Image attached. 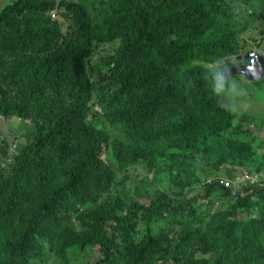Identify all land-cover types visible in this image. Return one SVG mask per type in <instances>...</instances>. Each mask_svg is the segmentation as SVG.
<instances>
[{"label": "trees", "instance_id": "trees-1", "mask_svg": "<svg viewBox=\"0 0 264 264\" xmlns=\"http://www.w3.org/2000/svg\"><path fill=\"white\" fill-rule=\"evenodd\" d=\"M254 5H0V117L29 123L15 154L0 145V264L264 263V148L231 106L230 79L245 77L221 74L254 51L239 36ZM135 167L142 181L121 187Z\"/></svg>", "mask_w": 264, "mask_h": 264}, {"label": "rangeland", "instance_id": "rangeland-1", "mask_svg": "<svg viewBox=\"0 0 264 264\" xmlns=\"http://www.w3.org/2000/svg\"><path fill=\"white\" fill-rule=\"evenodd\" d=\"M4 1L7 0H0V5ZM239 4H242L241 1L239 2ZM258 4L259 3L255 0V5L253 6V9L255 10L254 15L251 16L245 14L244 17L247 21L248 28L245 33L239 34V36L247 41L249 48L264 54V44H259L260 41L264 40V7L263 10H259L257 12L256 5ZM55 17L56 15L53 14L52 18L55 19ZM112 49L113 48L111 46L100 47V49L96 52V55L92 62H94L93 64L95 67H98V71L102 66L103 61L101 60H105L107 58L106 51H110ZM104 68L106 69V67ZM230 81V100L231 106L233 107L234 116L236 117V119H239V117H245L246 121L242 128V133L247 136L253 134L256 138V145L264 148V76L258 80H245L242 77H232ZM28 129V122H23L20 119H13V117L12 119L7 120L4 119V117H0V145L1 141L5 139L8 145L7 147H10V152L13 154L14 151H18L19 145L23 142L24 135L27 133ZM111 130L115 136H123L120 134V131L118 129L111 128ZM16 146H18V149H15ZM7 159L9 158H4L2 160L5 161ZM159 162L160 160L158 161V163ZM6 164H9V162ZM6 164H2V166L0 165V167L3 168V166H5ZM229 167L231 168L230 164ZM137 168L138 167H135L124 171L122 174H118V183L121 187L123 186L124 180L128 177H130L131 179L137 178L142 181L145 173L141 171V168ZM241 173L245 176V173L242 170V172L240 171L239 173H237V175H235L236 178H239ZM152 176V174L149 175V178H152ZM133 180L134 179H132V182ZM103 195L104 197L107 196V194ZM104 197H101L98 203H103L105 201ZM140 201L145 204H149V201L147 199H142ZM213 201L215 203L213 211H215V209L219 207L220 204L215 200ZM98 253V248L93 249V261L98 257Z\"/></svg>", "mask_w": 264, "mask_h": 264}, {"label": "water", "instance_id": "water-1", "mask_svg": "<svg viewBox=\"0 0 264 264\" xmlns=\"http://www.w3.org/2000/svg\"><path fill=\"white\" fill-rule=\"evenodd\" d=\"M246 57H250V63L235 65L224 69L221 74L228 75H244L249 80H258L264 76V55L248 53ZM237 59H242L239 56Z\"/></svg>", "mask_w": 264, "mask_h": 264}, {"label": "clouds", "instance_id": "clouds-1", "mask_svg": "<svg viewBox=\"0 0 264 264\" xmlns=\"http://www.w3.org/2000/svg\"><path fill=\"white\" fill-rule=\"evenodd\" d=\"M248 53H255V54H260V55H264L263 53H260V52H258V51H248V52H246L245 54H240V55H238L237 57H236V61H238V63H236V64H234V65H232V66H235V65H240V64H244V63H250V62H243V60L244 59H250V57H246V55L248 54ZM239 56H242V59H237ZM251 61V60H250ZM232 66H230V67H232ZM227 68H229V67H227ZM226 69V68H225ZM234 75V74H233ZM228 76H230V75H228ZM239 76V75H238ZM244 76V75H243ZM245 77V76H244ZM246 80H249V79H247V78H245ZM94 109L95 110H98V111H100V107H97V106H95L94 107ZM13 119H16V117H13ZM15 149H18V146H16V148ZM14 154L16 153V151H14L13 152ZM241 172H242V170H241ZM243 172L245 173V176H244V174H240V176H239V180L241 181V182H243V183H245L246 181H249V182H251V183H260V179H261V176L259 177V175L258 174H250V173H248V171H246V170H243ZM220 177V176H219ZM215 177H212V178H210V180L212 181L213 179H214ZM218 179H221V178H218ZM221 183H223L226 187H232V188H234V186H235V184H232V182H230V181H223V180H221ZM100 204V203H99ZM263 211H264V209H263ZM261 212V213H259V215H262V214H264V212ZM117 225V222H113V221H111L109 224H107V229H109V231H110V233L111 232H113V230H114V227ZM262 234H263V232H262ZM98 247H94V249H96V248H100L99 247V245H97ZM100 252V251H99ZM241 255V257H242V254H240ZM243 260V259H242ZM256 264H259L258 262H257V260H256ZM262 264H264V263H262Z\"/></svg>", "mask_w": 264, "mask_h": 264}]
</instances>
